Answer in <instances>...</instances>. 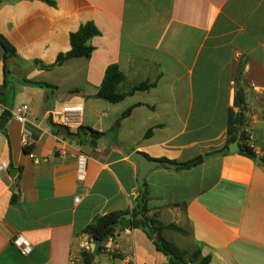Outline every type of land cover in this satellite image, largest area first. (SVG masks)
<instances>
[{"label":"crops","instance_id":"0c3cea01","mask_svg":"<svg viewBox=\"0 0 264 264\" xmlns=\"http://www.w3.org/2000/svg\"><path fill=\"white\" fill-rule=\"evenodd\" d=\"M56 1L55 8L39 0L0 5V33L21 59L7 63L5 77L0 45L1 115L10 114L0 132V166L6 167L0 172V264H80V244L94 219L136 204L135 153L155 161L205 158L182 172L161 165L145 178L151 215L191 233L166 231L167 240L181 249L201 246L212 264H264V165L240 153L213 155L225 149L238 87L250 146L264 160V0ZM87 22L101 33L91 40L90 59L50 71L33 66L68 53L71 33ZM111 65L126 75L122 90L157 86L118 104L97 99ZM24 105L29 112L21 124L12 113ZM69 105L83 113L67 137L50 113ZM80 127L104 136H80ZM25 130L32 134L29 152ZM80 155L87 157L83 182ZM17 237L31 243V254L13 244ZM108 246L117 258L111 261L105 250L94 264H169L140 229L119 231Z\"/></svg>","mask_w":264,"mask_h":264},{"label":"trees","instance_id":"16d2710c","mask_svg":"<svg viewBox=\"0 0 264 264\" xmlns=\"http://www.w3.org/2000/svg\"><path fill=\"white\" fill-rule=\"evenodd\" d=\"M7 0H0V5L4 4ZM51 7H57L56 0H39ZM101 33L93 22H87L82 24L79 29L71 33L70 43L71 50L68 53H61L58 55L54 64L46 65L41 61H33L32 64L35 68L44 71H50L57 67L63 66L66 62L73 59H90L95 48L91 45V40ZM0 45L4 50V64H5V77L8 73V59L15 57L21 60L15 47L11 42L0 33ZM126 75L119 69L118 65H111L107 68L104 80L98 89L97 94L94 96L97 99L107 101L112 104H118L125 100L127 97L134 95L137 92H146L157 86V82H143L136 85L129 90H122L121 86L126 82ZM26 84L45 86L48 85L40 83H32L25 81ZM235 109H230L228 113L227 121V143L225 149L233 144L240 135L239 146L241 149L240 154L256 162L257 155L253 148L250 146L249 133L246 130L247 117H246V100L243 91L237 87L235 98ZM130 110L126 111L122 118L119 119L115 125L119 127L123 118L130 114ZM7 117H10L9 113H6ZM80 136H92L95 139L101 138L104 134L93 131L89 128L80 127L78 130ZM152 134V130L148 131L146 137L148 138ZM224 149V150H225ZM219 151L213 154L226 155L228 152ZM29 152V149H25ZM162 164L166 169L174 170L175 172H182L191 170L205 162L203 156H199L189 161L179 162L169 159L156 160ZM146 187V184H145ZM17 196L13 195L11 202H17ZM150 196L148 191L143 192L140 189V194L136 199V204L131 210L118 211L106 214L104 216H98L94 221L85 229V235L89 238L100 240L102 243H106L109 239L115 240L119 231L126 229H140L147 237L153 242L158 252L169 258V264H212L211 256H204L202 247L198 246L193 251L183 250L175 243L165 238L166 231H174L182 236H190L191 233L175 224L165 225L158 220L157 214L151 215V211L148 208ZM139 217H142L139 219ZM126 220H131L132 223L129 227L122 226V223ZM157 235L154 237V235ZM105 251V247L102 246L98 251L82 253V262L80 264H94L97 256ZM110 260L113 261L117 258L114 253H107Z\"/></svg>","mask_w":264,"mask_h":264},{"label":"built area","instance_id":"2783aa9c","mask_svg":"<svg viewBox=\"0 0 264 264\" xmlns=\"http://www.w3.org/2000/svg\"><path fill=\"white\" fill-rule=\"evenodd\" d=\"M0 111L3 113L5 108L0 104ZM29 112V106L24 105L19 107L12 115L15 117L17 122L24 124L27 121V114ZM5 113V112H4ZM83 113L82 106H63L61 109L53 110L50 113V119L54 125L59 128H67V129H77L79 127V118L80 115ZM32 137L31 132L24 131L22 137V145L25 149H28L32 144L30 139ZM6 167L0 166V172H3ZM86 172H87V157L85 155L79 156V168H78V180L80 182L85 181L86 179ZM76 202H79V198H76ZM112 239H109L106 244L105 250L110 253L108 250L109 244L112 242ZM13 244L19 249V251L23 255H29L32 252L31 243L23 237H17L13 240ZM94 243L91 238L82 241L80 244V250L82 253L92 252L94 250ZM71 264H77L75 260L71 262ZM111 264V263H108Z\"/></svg>","mask_w":264,"mask_h":264},{"label":"water","instance_id":"95a60500","mask_svg":"<svg viewBox=\"0 0 264 264\" xmlns=\"http://www.w3.org/2000/svg\"><path fill=\"white\" fill-rule=\"evenodd\" d=\"M13 62H17V59L15 57L9 58L8 59V64H12ZM8 123V118L6 115H1V111H0V132L5 128L6 124ZM62 135H65L67 137L70 136L69 133V129L67 128H63L61 131ZM239 142H240V135L238 137V139L231 144L227 149L224 150V152H230L232 154L234 153H240L241 149L239 146ZM213 155H217V154H213ZM211 155L207 156L206 158L208 159ZM132 159L136 162L139 163L140 165V173H139V184H140V188L143 192L146 191V187H145V178L147 176V174L157 168L160 167L162 164L158 161L155 160H150L148 157H146L145 155L141 154V153H135L132 156ZM257 163L264 165V160L260 157H257ZM14 170H11V172H13ZM142 217H139V219H141ZM132 221L131 220H126L122 223V226L124 227H129L131 225ZM157 235L155 234L154 237H156ZM93 243H94V250L93 251H98L101 246H102V242L100 240L97 239H93Z\"/></svg>","mask_w":264,"mask_h":264},{"label":"rangeland","instance_id":"374dc122","mask_svg":"<svg viewBox=\"0 0 264 264\" xmlns=\"http://www.w3.org/2000/svg\"><path fill=\"white\" fill-rule=\"evenodd\" d=\"M177 235H178V234H171L170 237L173 238V239L178 243V242H179V239H178V238H179L180 236H177ZM176 237H177V239H176ZM178 244H179V243H178ZM179 245H180V244H179ZM180 246H181V245H180ZM194 249H195V247H193V248L191 249V251H193ZM183 250H187V249L184 248Z\"/></svg>","mask_w":264,"mask_h":264}]
</instances>
